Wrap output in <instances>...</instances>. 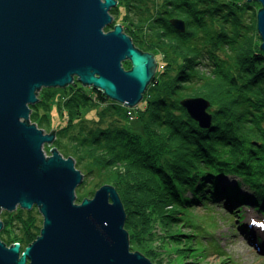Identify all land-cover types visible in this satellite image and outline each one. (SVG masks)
<instances>
[{
  "label": "trees",
  "instance_id": "obj_1",
  "mask_svg": "<svg viewBox=\"0 0 264 264\" xmlns=\"http://www.w3.org/2000/svg\"><path fill=\"white\" fill-rule=\"evenodd\" d=\"M119 3L122 18L112 24H121L135 47L160 56L136 107L142 133L127 126L132 107L76 80L65 87L41 88L38 101L30 105L29 119L45 129L51 124L52 101L61 95L58 89L66 90L63 101L55 104L63 123L50 130L52 147L72 156L83 173L77 199L86 197L80 195L89 180L97 188L112 185L125 211L130 249L154 261L158 234L169 238V247L179 245L184 233L178 229L190 226L188 244L197 245L190 256L197 257L207 246L193 239L202 237L188 208L223 204L231 222L245 206L264 217V51L256 28L260 4L117 0L110 13H117ZM173 20H180L184 29ZM195 96L210 102L208 128L199 127L181 104L183 98ZM87 106L96 109L93 118L83 116ZM0 219V239L24 245L42 225L35 206L1 210ZM260 229L264 236V224ZM236 230L249 232L242 223ZM246 239L253 242L255 237L248 233ZM255 241L263 247L264 242Z\"/></svg>",
  "mask_w": 264,
  "mask_h": 264
},
{
  "label": "water",
  "instance_id": "obj_2",
  "mask_svg": "<svg viewBox=\"0 0 264 264\" xmlns=\"http://www.w3.org/2000/svg\"><path fill=\"white\" fill-rule=\"evenodd\" d=\"M250 1V0H247ZM256 28L264 51V0ZM117 0H0V212L33 206L42 216L39 234L21 249L0 239V264H155L130 249L125 211L112 185L77 199L83 173L56 147L54 132L30 122V105L42 87L74 80L136 107L156 72L155 56L138 49L113 23ZM172 23L180 30V20ZM107 25L112 28L103 31ZM128 60L129 69L122 66ZM199 127L212 124L210 102L181 100ZM250 223H254L249 220ZM3 222L0 219V230Z\"/></svg>",
  "mask_w": 264,
  "mask_h": 264
},
{
  "label": "rangeland",
  "instance_id": "obj_3",
  "mask_svg": "<svg viewBox=\"0 0 264 264\" xmlns=\"http://www.w3.org/2000/svg\"><path fill=\"white\" fill-rule=\"evenodd\" d=\"M117 9V13H111L113 15V23L122 18L123 8L121 3L118 4ZM111 28L112 25H107L103 30L107 31ZM155 58L156 64H158L160 58L158 53H155ZM122 65L125 69L130 68V62L128 60L123 61ZM60 89L61 88L58 89V93L61 91V95L58 97L55 96V99L51 104V110L49 111V121L51 124L45 126L44 130L46 132H50L52 128H58L59 124L63 123V114L58 111L55 104H60V101L64 99L63 94L68 92ZM137 106H140V103H138ZM136 107H132L134 113L133 116L135 117L127 122V126L136 133H142L143 128L140 119L137 117ZM38 111L40 115L42 113V108L40 107ZM95 111L96 109L94 107L87 106L82 109V114L84 117L93 118ZM52 144L53 142L51 144H44V150L47 155L50 154ZM89 181V185L84 189V192L80 197L83 195L91 197L97 189L94 180ZM89 191H93V193L90 194ZM239 209L240 208H238V211L235 213L237 218L231 222L229 211L223 204H206L204 206L201 205L188 208L191 220L197 225L196 230L199 231V235L202 237H194L193 239H200L198 240V245H204L207 247H205L197 257L190 256V254L194 252L192 247H197V245L188 244L192 239L190 234H192L191 230L193 229L190 226H183L178 229L184 233L179 236L178 241L181 242L179 245L172 243L169 247L167 245L169 238L163 237L161 239L160 234H158L159 237L157 240L159 241V244L157 245V252L154 253L156 259H154L153 262L155 264H264V244H261L263 246L261 248L260 244L258 246L255 241L256 239L259 243L264 242V236L260 229V221L263 222L264 217L256 214V212L246 206L241 208V210ZM239 212L244 215L242 219L238 216ZM249 220L255 222L250 223ZM179 223H182V221H179ZM238 223H242L243 228L245 227L249 232L245 230H236ZM245 232L246 234L250 233L255 237L253 242L251 240L247 241ZM209 245H213L214 247L211 248Z\"/></svg>",
  "mask_w": 264,
  "mask_h": 264
},
{
  "label": "flooded vegetation",
  "instance_id": "obj_4",
  "mask_svg": "<svg viewBox=\"0 0 264 264\" xmlns=\"http://www.w3.org/2000/svg\"><path fill=\"white\" fill-rule=\"evenodd\" d=\"M113 8H114V7H113ZM111 9H112V8H111ZM155 60H156V58H155ZM3 242H4L7 246L13 243V242L10 241V239H9L8 241H3ZM20 245H21V249H23V247L25 246V245L22 244V243H20Z\"/></svg>",
  "mask_w": 264,
  "mask_h": 264
},
{
  "label": "bare ground",
  "instance_id": "obj_5",
  "mask_svg": "<svg viewBox=\"0 0 264 264\" xmlns=\"http://www.w3.org/2000/svg\"><path fill=\"white\" fill-rule=\"evenodd\" d=\"M113 16V15H112ZM104 31V30H103ZM105 32V31H104ZM155 56V55H154ZM155 62H156V60H155ZM156 65H158V64H156ZM123 66V65H122ZM130 67H131V64H130ZM157 70V69H156ZM132 115H133V113H132ZM129 117V116H128ZM134 118V116L133 117H130L129 119H133Z\"/></svg>",
  "mask_w": 264,
  "mask_h": 264
},
{
  "label": "built area",
  "instance_id": "obj_6",
  "mask_svg": "<svg viewBox=\"0 0 264 264\" xmlns=\"http://www.w3.org/2000/svg\"><path fill=\"white\" fill-rule=\"evenodd\" d=\"M127 114H128V116H129V118H130V117H133L132 113H130L129 111H127Z\"/></svg>",
  "mask_w": 264,
  "mask_h": 264
}]
</instances>
